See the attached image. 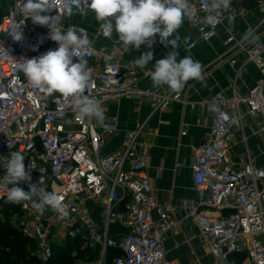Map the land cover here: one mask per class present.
<instances>
[{
	"label": "built area",
	"instance_id": "built-area-1",
	"mask_svg": "<svg viewBox=\"0 0 264 264\" xmlns=\"http://www.w3.org/2000/svg\"><path fill=\"white\" fill-rule=\"evenodd\" d=\"M239 1L231 0L227 10L215 14V25H207L208 0H188L193 14L186 19L202 40H210L223 21L245 14ZM52 4L63 11V0ZM256 7L264 14V0H256ZM21 8L22 0H12L0 15V158L21 152L26 168H31L32 182L42 181L48 191L60 194L69 215L61 217L51 209L40 215L30 202L6 203L7 193L0 190V221L6 220L33 244L31 253L41 264L50 260L54 244L66 240L77 244L71 251L72 264H178L167 258L164 246L165 235L177 219L173 207L158 203L153 195L147 159L136 147L141 126L125 132L116 151L102 153L103 137L117 131L115 123L98 125L93 119H80L70 98L34 89L15 69L16 60L40 56L58 45L49 37L50 28L33 24ZM73 10H86L82 0ZM60 23L65 30L69 26L64 18ZM262 23L264 15L242 35L223 41L227 45L223 54L230 52L225 61L234 63L231 51L237 46L244 51L243 61L257 66L259 76L241 94L227 97L216 92L200 101L211 110V132L194 148L191 169L197 198L183 210L198 229L212 264H264V166L254 163L249 149L239 165L231 157L233 128L241 126L244 115L258 118V132L264 137V32L256 31ZM17 26L23 28L19 42L11 36ZM248 32L254 42L243 39ZM117 50H78L91 68L86 95L101 104L121 96L146 98L152 111L173 101L185 102L181 92L159 94L138 87L147 71L140 73L135 58L122 65ZM5 173L0 161V177ZM20 186L33 190L31 185ZM34 191L38 199L39 186Z\"/></svg>",
	"mask_w": 264,
	"mask_h": 264
},
{
	"label": "crops",
	"instance_id": "crops-1",
	"mask_svg": "<svg viewBox=\"0 0 264 264\" xmlns=\"http://www.w3.org/2000/svg\"><path fill=\"white\" fill-rule=\"evenodd\" d=\"M239 2L246 9L245 14L223 21L210 40H202L197 29L187 19L178 29L177 35L181 37V46L176 49L178 59L189 56L199 61L204 75L202 82L190 80L186 83L181 91L185 102L173 101L156 111H152L146 98L138 100L121 96L101 104L106 116L102 124L113 122L117 126L115 133L104 135L100 146L102 153L116 151L125 132L141 126L136 147L147 159L146 174L153 185V195L158 203L170 204L173 216L177 219V225L165 235L164 246L167 258L178 264H212V257L203 245L198 229L183 210L186 203L197 198L191 169L194 148L209 139L211 132V110L200 101L216 92H223L227 97L241 94L259 76L258 68L253 62L243 61L245 54L239 47L235 46L231 51L235 54L234 63L225 61L230 52L223 54L227 51V45L223 41L228 36L242 35L264 15L257 9L256 0ZM11 5L12 0H0V15ZM64 21L65 25L83 27L96 50L110 53L117 48L116 57L122 65L131 58L137 59L142 53L152 51L153 60L144 70L147 72L152 70L157 60L173 50L170 45L165 47L159 43L157 36L151 49L141 45L139 50L131 48L125 53L122 45L116 44L115 39L118 37L114 35V39L109 40L102 35L94 13L87 9L82 13H74L71 17H64ZM256 31L262 34L264 23ZM190 43L194 44L192 48L187 47ZM144 71L140 69L141 74ZM137 85L159 94L170 91L167 86L154 88L149 75L141 76ZM190 103H194V106L190 107ZM257 122V117L244 115L241 126L233 128L231 157L237 165L241 164L249 149L254 163L264 166V137L258 132Z\"/></svg>",
	"mask_w": 264,
	"mask_h": 264
},
{
	"label": "clouds",
	"instance_id": "clouds-1",
	"mask_svg": "<svg viewBox=\"0 0 264 264\" xmlns=\"http://www.w3.org/2000/svg\"><path fill=\"white\" fill-rule=\"evenodd\" d=\"M85 8L95 15L102 35L120 43L125 51L131 48L137 50L141 45L151 49L159 43L173 49L159 59L146 72L154 88H167L179 93L190 80H204L203 66L199 61L189 56L179 58L176 51L181 46V37L177 35L178 29L186 18L192 16V9L188 0H82ZM231 0H208L209 15L204 18L207 25H215V14L227 10ZM81 0H63V11L56 9L52 0H22L21 13L30 18L33 24L48 26L49 37L58 47L48 50L40 56L21 58L16 60L15 69L22 72L28 83L45 95L59 93L64 98H70L72 106L80 119H95L103 123L106 119L105 109L99 100L85 94L90 80L91 68L88 61L78 50L89 49L93 41L86 31L78 30L72 26L61 28V20L74 14L73 6L79 7ZM57 10L55 16L48 15ZM21 27L17 26L11 33L12 38L19 42L23 39ZM175 34V38L169 39ZM244 40L255 37L251 32L245 34ZM153 60V52L146 51L135 59L138 68L144 71ZM58 115L63 118V112ZM10 147V145H8ZM6 173L0 177V190L7 193L6 203L21 204L30 202V207L36 213L43 215L47 209L67 217L69 212L63 203L60 194L48 191L43 182L39 185L32 182L30 167L25 166V157L19 151H11L7 158H0ZM31 185L33 190H25L21 184ZM10 186V187H9ZM39 186V198L34 199V189ZM27 207L28 204L25 203Z\"/></svg>",
	"mask_w": 264,
	"mask_h": 264
},
{
	"label": "trees",
	"instance_id": "trees-1",
	"mask_svg": "<svg viewBox=\"0 0 264 264\" xmlns=\"http://www.w3.org/2000/svg\"><path fill=\"white\" fill-rule=\"evenodd\" d=\"M74 248L77 244L68 240L54 244L47 264H72L71 251ZM32 249L33 244L16 228L6 220L0 221V264H41L31 253Z\"/></svg>",
	"mask_w": 264,
	"mask_h": 264
},
{
	"label": "rangeland",
	"instance_id": "rangeland-1",
	"mask_svg": "<svg viewBox=\"0 0 264 264\" xmlns=\"http://www.w3.org/2000/svg\"><path fill=\"white\" fill-rule=\"evenodd\" d=\"M260 149H261V147H260ZM118 192H116V194H117Z\"/></svg>",
	"mask_w": 264,
	"mask_h": 264
}]
</instances>
